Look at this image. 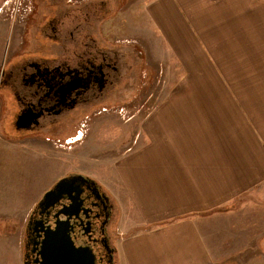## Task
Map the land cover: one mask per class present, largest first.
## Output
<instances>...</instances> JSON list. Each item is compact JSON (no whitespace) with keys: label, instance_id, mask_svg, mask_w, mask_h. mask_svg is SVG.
Masks as SVG:
<instances>
[{"label":"crops","instance_id":"0c3cea01","mask_svg":"<svg viewBox=\"0 0 264 264\" xmlns=\"http://www.w3.org/2000/svg\"><path fill=\"white\" fill-rule=\"evenodd\" d=\"M144 14L171 65L106 164L117 264H264V0H151ZM33 146L0 130V264L25 261L31 180L15 164Z\"/></svg>","mask_w":264,"mask_h":264},{"label":"flooded vegetation","instance_id":"af4514ba","mask_svg":"<svg viewBox=\"0 0 264 264\" xmlns=\"http://www.w3.org/2000/svg\"><path fill=\"white\" fill-rule=\"evenodd\" d=\"M123 2L19 0L17 11L11 12L19 18L20 31L12 33V44L4 54L9 58H5L0 70L2 133L18 139H56L64 143L72 135L77 142L84 136L89 116L73 120L78 109L113 95L117 97L115 106L128 103V97H123L128 75L141 65L142 78L145 68L142 62L135 63L126 49L118 48L124 45L113 47L102 33V25L120 11ZM15 40L18 41L14 43ZM137 55L142 57L141 52L137 51ZM73 175H82L84 179L54 188L60 180ZM115 215V203L102 185L82 173L67 172L32 209L25 238L28 264H45L41 253L55 231L65 254L70 253L71 241L75 250L95 256L93 260L85 258L83 264H117L115 242L109 231Z\"/></svg>","mask_w":264,"mask_h":264},{"label":"rangeland","instance_id":"374dc122","mask_svg":"<svg viewBox=\"0 0 264 264\" xmlns=\"http://www.w3.org/2000/svg\"><path fill=\"white\" fill-rule=\"evenodd\" d=\"M123 1L120 11H116L113 18L102 25V33L108 40H111L112 46L124 45L123 47L118 46V48L126 49L125 51L135 63L142 62L143 68H145L144 76L140 77L141 65L138 71L134 67L133 72L128 75V85L123 91V97L129 99V101L126 100L128 103L115 106L117 97L113 95L106 99L107 101L104 100L98 104H91L78 109L73 120L77 121L84 115H89L91 119L89 116L86 118L88 121L87 124L85 123L84 136L77 142L72 140V135L69 137L65 135L69 139L67 143L56 139H51L50 142L31 139L34 145L33 150L30 149L29 152H26L27 155L31 156V159L12 164H15L19 171H22L27 180L29 178L31 180L30 196L33 207L48 188L67 172L82 173L92 177L103 187L109 186L111 188L110 178L113 169L106 167V164H110L114 155L134 142L139 129L137 113L144 114L154 106L155 97L162 92L165 81L169 79L165 75L171 65L169 59L163 57L161 53L159 61L162 63L160 64L152 54V50L154 53L153 43H150L146 37L149 34L147 28L150 29V26L145 17L144 9L151 0ZM2 4L4 5L3 9H0V70L5 58H9L4 54L6 48L12 44L10 38L12 33L20 31L17 27L19 18H15L14 12H11L13 9L17 11L19 0H3ZM16 20L18 21L16 22ZM148 37L151 36L148 35ZM17 41L15 40L14 43ZM133 49L141 52L142 57L139 58L137 51H133ZM102 108L106 109L98 112L94 110ZM94 113L97 114L93 116ZM86 119H83V122ZM11 138L19 140L15 137ZM248 198L251 199L252 197ZM244 201L248 200L242 198L228 207L227 210L237 209ZM253 203L257 210H264V198H260L259 194L258 199L254 200ZM118 222V210L116 209L115 218L109 229L114 242L118 239ZM256 251L264 252L261 248H256ZM247 259L248 257H246Z\"/></svg>","mask_w":264,"mask_h":264},{"label":"water","instance_id":"95a60500","mask_svg":"<svg viewBox=\"0 0 264 264\" xmlns=\"http://www.w3.org/2000/svg\"><path fill=\"white\" fill-rule=\"evenodd\" d=\"M78 179H84V176L73 175L70 177L63 178L56 184L54 188L57 189L66 184H69L70 182H74ZM54 188L44 196L43 200L38 204V207L46 201V199L48 198V195L51 194ZM30 224L31 222L29 223L26 229L27 231L29 229ZM57 237H58V231L53 232L49 240L46 242L45 247L43 248V252L41 254L44 256L43 260H45V264H65L64 259H69L78 264H83V261L85 258H91L92 260L95 258V256L92 255L91 253L75 250L73 248V245L71 244V241H68V248H69L70 253L65 254L63 250L61 249V241L60 239L58 240ZM65 238L67 239V237ZM27 258H28V253L25 252L24 264H28Z\"/></svg>","mask_w":264,"mask_h":264}]
</instances>
